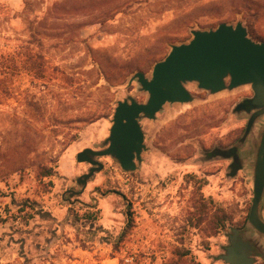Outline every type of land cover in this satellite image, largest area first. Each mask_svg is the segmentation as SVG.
I'll return each mask as SVG.
<instances>
[{"label": "rangeland", "instance_id": "374dc122", "mask_svg": "<svg viewBox=\"0 0 264 264\" xmlns=\"http://www.w3.org/2000/svg\"><path fill=\"white\" fill-rule=\"evenodd\" d=\"M222 23L264 42V0H0V264H225L232 229L264 254L247 222L264 129L263 114L244 136L250 86L186 84L192 102L140 119L132 172L95 158L83 183L76 160L107 148L117 102L147 101L137 72Z\"/></svg>", "mask_w": 264, "mask_h": 264}, {"label": "water", "instance_id": "95a60500", "mask_svg": "<svg viewBox=\"0 0 264 264\" xmlns=\"http://www.w3.org/2000/svg\"><path fill=\"white\" fill-rule=\"evenodd\" d=\"M190 34L192 38L187 43L172 45L164 59L154 64L150 78L142 72L134 75L148 99L145 103L131 98L129 102L116 103L107 148L101 151L85 149L77 154V162H86L93 167L81 182L85 183L94 172L103 168L95 158L110 156L123 171H134L136 161H141V153L145 149L140 119H154L166 104L192 102L193 97L186 89L188 83H195L198 89L210 94L250 86L254 94L250 109L255 104L260 107L248 120L244 136L250 132L255 120L264 114V42L252 40L241 23L235 26L222 23L215 29L192 30ZM257 147L247 222L251 229L264 237V222L259 215L264 192V129ZM235 150L232 148L229 154L220 150L217 153L223 158H235ZM239 167L236 161L232 163L231 176ZM224 250L225 254L219 258L226 264H253L252 255L261 257L240 229H232L229 245Z\"/></svg>", "mask_w": 264, "mask_h": 264}, {"label": "trees", "instance_id": "16d2710c", "mask_svg": "<svg viewBox=\"0 0 264 264\" xmlns=\"http://www.w3.org/2000/svg\"><path fill=\"white\" fill-rule=\"evenodd\" d=\"M54 175V172H53V169L52 168H47V167H44L40 173V177L41 179L43 178H50Z\"/></svg>", "mask_w": 264, "mask_h": 264}, {"label": "flooded vegetation", "instance_id": "af4514ba", "mask_svg": "<svg viewBox=\"0 0 264 264\" xmlns=\"http://www.w3.org/2000/svg\"><path fill=\"white\" fill-rule=\"evenodd\" d=\"M253 98L254 97H252V98H250V99H247L248 101L244 104V106H242V108H243V110H246V111H250V107H251V105H250V102L253 100ZM258 107H260L259 105H257V104H255V105H253V108L256 110V112H257V110H258ZM254 109H252V110H254ZM255 113V112H254ZM253 113V114H254ZM252 114V115H253Z\"/></svg>", "mask_w": 264, "mask_h": 264}, {"label": "crops", "instance_id": "0c3cea01", "mask_svg": "<svg viewBox=\"0 0 264 264\" xmlns=\"http://www.w3.org/2000/svg\"><path fill=\"white\" fill-rule=\"evenodd\" d=\"M247 239V238H246ZM247 240H249V239H247ZM250 241V240H249ZM252 244H253V246L256 248V250L261 254V258H264V254L262 253V252H260V250H259V248L252 242V241H250ZM252 257L254 258V263L253 264H255L256 263V259L257 258H260V256H254V255H252ZM226 264V263H225Z\"/></svg>", "mask_w": 264, "mask_h": 264}, {"label": "bare ground", "instance_id": "6f19581e", "mask_svg": "<svg viewBox=\"0 0 264 264\" xmlns=\"http://www.w3.org/2000/svg\"><path fill=\"white\" fill-rule=\"evenodd\" d=\"M63 168V167H62Z\"/></svg>", "mask_w": 264, "mask_h": 264}]
</instances>
